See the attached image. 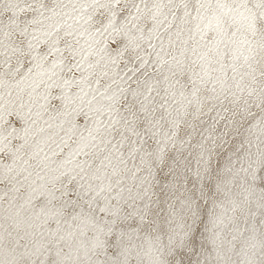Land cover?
I'll return each instance as SVG.
<instances>
[{
    "label": "snow or ice",
    "instance_id": "6c2138e0",
    "mask_svg": "<svg viewBox=\"0 0 264 264\" xmlns=\"http://www.w3.org/2000/svg\"><path fill=\"white\" fill-rule=\"evenodd\" d=\"M0 264H264V0H0Z\"/></svg>",
    "mask_w": 264,
    "mask_h": 264
}]
</instances>
